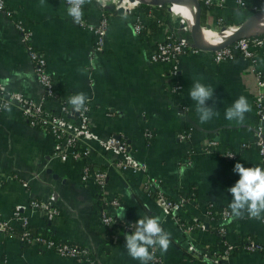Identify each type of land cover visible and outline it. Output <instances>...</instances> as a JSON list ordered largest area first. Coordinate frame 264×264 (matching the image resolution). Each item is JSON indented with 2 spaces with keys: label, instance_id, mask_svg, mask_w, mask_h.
Wrapping results in <instances>:
<instances>
[{
  "label": "crops",
  "instance_id": "0c3cea01",
  "mask_svg": "<svg viewBox=\"0 0 264 264\" xmlns=\"http://www.w3.org/2000/svg\"><path fill=\"white\" fill-rule=\"evenodd\" d=\"M3 1L8 15L0 13V84L7 79L9 83L3 85L7 91L35 102L39 99L40 89L33 79L26 48L15 29V23H19L29 32L31 47L44 55L54 89L67 97L85 93L92 131L99 137L114 135L125 139L135 159L145 167L143 175L119 172L111 166L110 157L92 150L86 163L106 173L104 191L108 197L119 199V208L109 209L108 213L120 220L116 214L124 208V219L120 221L133 223L146 215L160 217L161 226L171 238L166 253L156 247L160 264H194L184 254L185 247L190 243L201 251L215 246L217 239L211 229L193 227L182 232L174 220L162 214L145 193L143 184L145 180L152 181L172 200L193 193L192 204L183 205L177 212L185 223L194 218L205 220L204 207L208 203L228 209L232 196L226 189L239 179L233 172L235 163L261 166L253 146L256 125L253 100L255 71L264 76V39L254 47L253 67L240 58L214 63L211 52L198 51L180 56L177 70L171 75L167 64L148 60L154 45L178 26L168 6L161 11L148 4L151 6L148 11L135 7L121 14L105 8L107 27L100 49L95 50L96 37L71 21L65 0H45L43 5L40 0ZM214 1L219 6L205 7L203 13L200 10L203 29L214 31L211 27H219L222 22L238 26L253 14V7H259L256 0H245V7L240 9L233 0ZM98 6L96 0L83 6V17L89 26L98 23ZM136 18L139 33L133 31ZM196 79L214 90L213 99L206 106H214L218 115L206 123L199 121L196 104L189 97ZM241 95L247 98L251 111L245 114L242 123L226 120V108ZM44 106L56 109L52 101ZM10 108L11 111L0 113V173L15 174L27 187H22L19 181L3 183L0 222L10 217L15 205H23L29 199L49 202L58 216L45 222L39 213H27L32 231L48 233L61 242L85 249L96 264H140L128 255L123 231L114 229L108 234L101 226L98 190L88 180L80 179L82 163L51 158L52 139L30 127L15 107ZM186 130L190 133L187 142L174 140L177 132ZM147 132L151 135L149 139L144 137ZM210 138L216 145L208 153H202L204 141ZM242 144L246 147L241 149ZM227 148L236 151L233 160L220 157ZM263 219L264 214L256 219L245 213L243 218L231 220L228 239L234 243L250 241L264 248ZM227 262L264 264V252L237 249ZM0 264L75 263L50 251L25 248L14 235L0 233Z\"/></svg>",
  "mask_w": 264,
  "mask_h": 264
},
{
  "label": "built area",
  "instance_id": "2783aa9c",
  "mask_svg": "<svg viewBox=\"0 0 264 264\" xmlns=\"http://www.w3.org/2000/svg\"><path fill=\"white\" fill-rule=\"evenodd\" d=\"M259 7H253V13L264 12V0H256ZM65 6L67 11V2ZM148 4V2H144ZM200 2L206 8L212 6H219L214 0H200ZM133 3V1H132ZM141 2H134L132 7H137ZM236 8H244L245 0H233ZM105 5L99 3V20L95 27L89 26L84 17L82 22L76 24L80 28L87 29L92 35L96 37L94 44L95 50H99L102 38L105 34L107 27V13ZM118 8L122 9V12L129 11L128 6H117L111 9L116 12ZM0 13L8 15V11L5 7L4 1L0 0ZM228 28V27H221ZM15 29L20 34L22 43L24 44L27 56L31 64L33 79L40 89L39 99L35 102L23 97L22 95L14 92H9L3 85L0 84V113L5 111L4 105L8 107H15L21 117L26 123L43 134L48 135L53 141V148L51 152V158L59 161L72 160L82 163L80 171V179L82 181L88 180L98 190V199L100 200L102 207L99 210V222L101 226L106 230L120 229L123 233L131 234L132 228L130 225L133 222H122L115 217H112L108 211L109 209L119 208V199L116 196L108 197L104 191L106 185L107 175L106 173L96 167L86 166V160L88 159L92 150L96 149L103 155L110 157L111 166L116 171H128L132 174L143 175L145 173V167L135 159L134 151L126 143L125 139L121 137H115L109 135L107 137H99L91 128V121L89 118V103L86 105V110L75 112L72 106L68 104L69 97L62 95L56 91L53 87L50 74L46 69V60L44 55L31 47L29 43V32L25 30L21 24L15 23ZM236 29V27H234ZM133 31L139 33L140 23L136 18L133 23ZM235 31V30H234ZM189 32V31H188ZM188 32L185 27L180 23L175 29H170L166 32V36L159 42H157L148 56V60L152 63H165L170 67V74L174 75L177 70V63L180 56L185 54H193L198 50L192 48L190 40L188 39ZM256 35H249L239 39L234 44L224 47L220 50L211 52L212 61L214 63H223L232 61L235 58H240L246 61L250 67H253L255 63L254 59V47L259 46L261 41L257 39ZM216 46V45H215ZM256 81V95L253 100L254 114L256 118V125L253 130V146L257 149L260 157L261 167L264 161V76L262 72L255 71ZM176 87L173 88V92H176ZM54 102L56 109L54 111L45 107L46 102ZM184 111V108H181ZM150 134L147 132L144 134L146 139L150 138ZM190 139L189 130L177 132L174 135V140L178 142H187ZM216 145V142L212 138L204 141L202 145V153H208ZM246 144H242L240 148H245ZM237 153L233 149L227 148L220 153V157L223 160H233ZM232 156V157H229ZM5 181H21L15 174L3 176L0 173V187ZM22 187H27L25 183H21ZM145 193L149 196L153 195L152 201L160 209L165 217L171 218L176 223L177 227L182 232H189L193 227L200 230L211 229L212 234L217 239V243L213 247H207L201 251H196L195 248L189 243L186 245L184 254L194 264H228V258L237 249H242L247 252H264V248L259 244L245 241L244 244L240 242L234 243L228 239L229 224L226 211L230 210L219 207L218 213H211V209L214 206L210 203L204 207V218L201 221L196 218L191 219L190 222L185 223L180 221L177 216V212L181 210L183 205L192 204L194 201L193 193H186L180 196L177 200L167 198L161 193L157 185L150 180H145L143 184ZM52 198H50V202ZM37 212L40 214L45 222L51 221L54 217L58 216L56 208L51 206L49 202H40L35 199H29L23 205H15L10 212V217L6 221L0 222V233L14 235V230L18 231V235H14L20 245L25 248H33L35 251H50L59 257L70 259L75 264H92L93 261L87 251L76 245H67L54 243L49 239L42 236L39 231H32L29 226V217L27 213ZM211 214L217 215L211 217ZM264 221V219H263ZM220 246V248H219ZM153 259L149 261V264H160L161 257L155 248L150 249ZM96 264V263H95Z\"/></svg>",
  "mask_w": 264,
  "mask_h": 264
},
{
  "label": "clouds",
  "instance_id": "9594fccd",
  "mask_svg": "<svg viewBox=\"0 0 264 264\" xmlns=\"http://www.w3.org/2000/svg\"><path fill=\"white\" fill-rule=\"evenodd\" d=\"M67 15L72 18L73 22L79 24L83 19V6L90 0H66ZM41 5L45 0H40ZM83 71H87L84 69ZM9 83L7 79L3 81L6 86ZM214 90L210 85H205L199 79L193 81L189 90V97L196 104V111L201 123L209 122L218 113L214 111V106H206L208 100L213 99ZM88 97L85 93H75L69 97L68 104L72 106L75 112L86 110ZM5 110L11 111V108L4 105ZM251 111V106L247 98L241 95L235 102L226 108L224 116L228 121H236L242 123L245 114ZM232 157V156H229ZM184 169L181 168V172ZM233 172L239 175L238 181L234 186L226 189L232 196V200L228 205L230 212L226 211L228 221L243 218L247 213L249 218H261L264 214V167L253 166L245 167L244 164L237 162L233 167ZM131 195V191L128 190ZM120 220L124 219V208H121L116 214ZM131 234L125 235V249L128 255L140 261V264H149L153 259L150 249L159 247L163 252H167L171 238L170 233L166 232L161 226V219L158 216H145L137 222L130 225ZM208 264H211L209 261Z\"/></svg>",
  "mask_w": 264,
  "mask_h": 264
},
{
  "label": "water",
  "instance_id": "95a60500",
  "mask_svg": "<svg viewBox=\"0 0 264 264\" xmlns=\"http://www.w3.org/2000/svg\"><path fill=\"white\" fill-rule=\"evenodd\" d=\"M175 3H187L190 9H193L194 11V17H193V24L192 27L189 30V39L190 44L192 48L202 51V52H214L217 50H220L224 47H228L232 44H234L236 41H238L241 38H244L246 36H249L248 31L258 22L264 19V12H256L253 13L250 17H248L245 21L240 23L235 31L225 40H223L220 44L216 46H202L199 44L198 36L201 29L200 26V5L198 0H150L148 4L153 5L155 7L160 6H170ZM117 14L122 13V9L118 8L116 10ZM225 29L221 28L220 32H223ZM261 33H264L261 32Z\"/></svg>",
  "mask_w": 264,
  "mask_h": 264
},
{
  "label": "bare ground",
  "instance_id": "6f19581e",
  "mask_svg": "<svg viewBox=\"0 0 264 264\" xmlns=\"http://www.w3.org/2000/svg\"><path fill=\"white\" fill-rule=\"evenodd\" d=\"M107 1V0H106ZM133 1V3H132ZM149 2L150 0H123L122 3H126L129 7L134 5V2ZM168 10L171 14L179 19V24L181 23L186 32L190 30L193 24L194 11L189 9L187 3H175L170 5ZM234 28H226L221 33H214L212 31L201 28L198 36L199 44L202 46H215L220 44L223 40L228 38L233 32ZM264 31V19L255 24L249 31V35H256Z\"/></svg>",
  "mask_w": 264,
  "mask_h": 264
},
{
  "label": "trees",
  "instance_id": "16d2710c",
  "mask_svg": "<svg viewBox=\"0 0 264 264\" xmlns=\"http://www.w3.org/2000/svg\"><path fill=\"white\" fill-rule=\"evenodd\" d=\"M199 5H200V10H201V12L203 13L204 11H205V7L202 5V3L201 2H199ZM164 7L165 6H160V7H158L157 9L158 10H163L164 9ZM136 8H138L139 10H145V11H148L150 8H151V6L150 5H148V4H145V3H139L138 5H137V7ZM257 39L258 40H261V39H264V33H262V34H260V35H258L257 36ZM86 166H89L87 163L85 164ZM149 197L152 199V197H153V195H149ZM98 202H99V206L100 207H102V204H101V202H100V200H98ZM218 211H219V207H213L212 209H211V213H218ZM217 215H214V214H211V217H216ZM114 231V229H111V230H108L107 232H108V234L110 233V232H113ZM14 235H18V231H16V230H14L13 232H12ZM42 236L43 237H45L46 239H49V240H51L52 242H54V243H60V244H67V245H69L68 243H66V242H61V241H59V240H57L55 237H53V236H51L50 234H48V233H44V232H42ZM241 244H244L245 243V240H241V241H239ZM23 246V245H22ZM219 248H220V246H219ZM92 264H95L94 262L92 263Z\"/></svg>",
  "mask_w": 264,
  "mask_h": 264
},
{
  "label": "rangeland",
  "instance_id": "374dc122",
  "mask_svg": "<svg viewBox=\"0 0 264 264\" xmlns=\"http://www.w3.org/2000/svg\"><path fill=\"white\" fill-rule=\"evenodd\" d=\"M96 1H98L99 3H102V4H104L105 5V7L107 8V9H113V8H115V7H117V6H124V7H127L128 5L126 4V3H122L123 2V0H96ZM170 7V6H169ZM168 7V8H169ZM135 7H129L128 6V9L129 10H131V9H134ZM175 21H176V23L178 22L179 23V19L177 18V17H175ZM222 24L223 25H220L219 27L218 26H216V27H211V29H213L214 31H216V32H214V31H212V30H209V31H212V32H214V33H221L220 31H219V28H221V27H228V29H230V28H234V27H237V25H228V23H224V22H222ZM188 35H189V32H188Z\"/></svg>",
  "mask_w": 264,
  "mask_h": 264
}]
</instances>
